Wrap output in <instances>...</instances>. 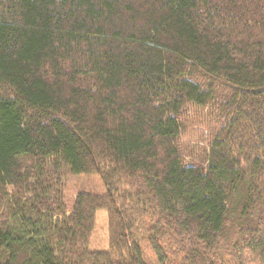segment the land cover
I'll list each match as a JSON object with an SVG mask.
<instances>
[{"label": "trees", "instance_id": "16d2710c", "mask_svg": "<svg viewBox=\"0 0 264 264\" xmlns=\"http://www.w3.org/2000/svg\"><path fill=\"white\" fill-rule=\"evenodd\" d=\"M154 263L264 264V0H0V264Z\"/></svg>", "mask_w": 264, "mask_h": 264}, {"label": "rangeland", "instance_id": "374dc122", "mask_svg": "<svg viewBox=\"0 0 264 264\" xmlns=\"http://www.w3.org/2000/svg\"><path fill=\"white\" fill-rule=\"evenodd\" d=\"M215 128L213 115L209 114L207 109L187 108V113L183 118V131L177 145L187 166L206 165L209 139ZM47 175L49 179L54 178L58 186L57 189L60 190L61 200L66 205H71L78 192H92L98 195L106 193L98 175H73L61 164L57 165L55 169L51 166ZM90 247L95 250L107 247V225L104 212H98L96 215L95 231ZM143 255L145 259L154 262L153 254L149 248L143 249Z\"/></svg>", "mask_w": 264, "mask_h": 264}]
</instances>
